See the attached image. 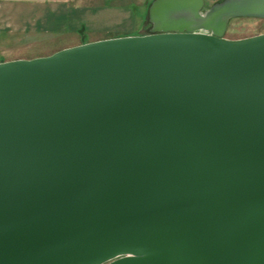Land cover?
<instances>
[{
	"label": "water",
	"instance_id": "1",
	"mask_svg": "<svg viewBox=\"0 0 264 264\" xmlns=\"http://www.w3.org/2000/svg\"><path fill=\"white\" fill-rule=\"evenodd\" d=\"M149 17L0 62V264H264V0Z\"/></svg>",
	"mask_w": 264,
	"mask_h": 264
},
{
	"label": "rangeland",
	"instance_id": "2",
	"mask_svg": "<svg viewBox=\"0 0 264 264\" xmlns=\"http://www.w3.org/2000/svg\"><path fill=\"white\" fill-rule=\"evenodd\" d=\"M154 0H0V62L49 56L93 41L152 32ZM206 9L223 0H205ZM264 33V19L234 18L225 37Z\"/></svg>",
	"mask_w": 264,
	"mask_h": 264
},
{
	"label": "bare ground",
	"instance_id": "3",
	"mask_svg": "<svg viewBox=\"0 0 264 264\" xmlns=\"http://www.w3.org/2000/svg\"><path fill=\"white\" fill-rule=\"evenodd\" d=\"M210 8V7H209ZM208 9V8H207Z\"/></svg>",
	"mask_w": 264,
	"mask_h": 264
},
{
	"label": "crops",
	"instance_id": "4",
	"mask_svg": "<svg viewBox=\"0 0 264 264\" xmlns=\"http://www.w3.org/2000/svg\"><path fill=\"white\" fill-rule=\"evenodd\" d=\"M217 3V2H216Z\"/></svg>",
	"mask_w": 264,
	"mask_h": 264
}]
</instances>
